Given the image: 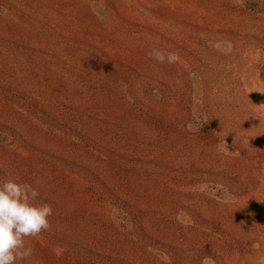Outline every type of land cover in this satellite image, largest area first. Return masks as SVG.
I'll return each mask as SVG.
<instances>
[{"label": "rangeland", "instance_id": "obj_1", "mask_svg": "<svg viewBox=\"0 0 264 264\" xmlns=\"http://www.w3.org/2000/svg\"><path fill=\"white\" fill-rule=\"evenodd\" d=\"M8 178L17 264H264V0H0Z\"/></svg>", "mask_w": 264, "mask_h": 264}, {"label": "clouds", "instance_id": "obj_2", "mask_svg": "<svg viewBox=\"0 0 264 264\" xmlns=\"http://www.w3.org/2000/svg\"><path fill=\"white\" fill-rule=\"evenodd\" d=\"M149 56L163 64H175L180 55L153 47ZM130 99V98H129ZM39 192L30 184L5 179L0 183V264H17L33 255L32 247L26 245V237H37L50 228L49 217L53 209L48 203H37ZM65 249L54 246L52 252L62 257ZM202 264H208L205 258Z\"/></svg>", "mask_w": 264, "mask_h": 264}]
</instances>
